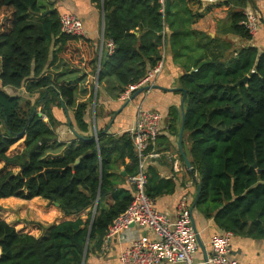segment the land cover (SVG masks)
Listing matches in <instances>:
<instances>
[{
  "label": "trees",
  "instance_id": "obj_1",
  "mask_svg": "<svg viewBox=\"0 0 264 264\" xmlns=\"http://www.w3.org/2000/svg\"><path fill=\"white\" fill-rule=\"evenodd\" d=\"M42 1L0 0V162L5 169L20 168L17 173L0 170V199L40 197L58 203L65 215L90 208L91 212L85 220L47 227L39 224L44 231L39 238L0 220V264H83L90 254L102 250L108 226L133 199L123 186L139 172L130 135L98 132L96 139L87 119L94 93L88 103L76 105L74 87L43 77L50 64L63 57L94 76L101 60L98 80L106 70L123 94L164 59L168 44L178 57L181 41L199 35L176 29V14L162 12L158 0H94L103 8L105 21L99 60L98 41L62 33L61 15ZM47 9L50 12L44 14ZM243 19L244 13L237 16L232 31L248 39V31L239 24ZM108 42L115 46L111 54ZM209 46L205 49L210 58L198 60L193 71L187 65L180 78L187 93L183 148L192 176L200 179L197 206L222 231L264 239V52L244 47L235 57L225 59L207 50ZM245 78V83L237 85ZM32 80L35 84L26 86ZM24 87L28 96L39 90L36 102L8 92ZM56 103L72 111L84 137L64 157L44 160L56 137L52 114ZM178 132L175 128V136ZM23 138L24 150L8 156ZM126 159L131 163L126 164ZM146 174V193L151 199L176 191V181L162 179L152 165ZM104 198L112 201L105 210L99 207Z\"/></svg>",
  "mask_w": 264,
  "mask_h": 264
},
{
  "label": "crops",
  "instance_id": "obj_2",
  "mask_svg": "<svg viewBox=\"0 0 264 264\" xmlns=\"http://www.w3.org/2000/svg\"><path fill=\"white\" fill-rule=\"evenodd\" d=\"M181 1L173 0L172 2L170 0L168 12L176 14L177 18L174 27L183 30L182 32L188 30L199 35L181 41L178 57H174L172 48L168 44L162 60L164 68L155 85L150 90L142 91L127 106H124L126 101L120 100L123 94L120 93L121 86L116 78L105 70L103 71V79L98 80V74L101 70L100 59L104 47L105 21L103 8L98 6L94 0H43L45 7L56 9L60 15L72 13L82 20L86 29V37L98 41L100 60L97 73L93 76L82 68L75 67L62 57L50 64L43 77L54 84L74 87L76 90V105L88 103L91 94L94 93V99L89 103L90 109L87 113V119L91 123V133L96 139L98 132H107L114 136L127 133L135 123L137 107L140 105L146 109L158 111L163 115L160 137L155 145V148L161 151V156L150 160L148 167L152 165L162 179L173 178L177 187L173 194H165L156 198V209L169 218L176 219L180 213V203L184 198L187 199L200 241L199 249L194 258L197 264H202L212 253L209 245L210 239L224 231L216 226L213 217H206L204 212L197 206V183L200 179L197 176L193 177L186 167L178 144L181 128L180 106L183 92L174 89L182 88L180 78L185 73L187 65L193 71L195 66L198 65V60L200 62L210 58L205 49L207 45H210L207 50L210 52L216 51L222 54L225 59L235 57L244 47L256 48L259 52H264V0H224L219 5L200 4L194 2V0ZM49 10L47 9V11ZM165 10L166 5L162 12L168 13ZM246 11L253 13L257 19V31L255 34L249 35L248 39H244L232 31L237 16ZM241 21L239 22L240 25ZM169 34H171L170 31ZM210 42L211 44H209ZM51 58L53 60V56ZM35 82L36 80L29 81L26 86L35 84ZM25 87L17 91L10 89L8 92L36 102L40 95L39 90H36L37 95L28 96ZM41 108L42 105L38 106L37 110L40 112ZM52 114L55 120L54 131L56 137L48 145L44 160L64 157L72 146L80 145L81 139L84 137L77 129L72 111H67L64 106L56 103L52 106ZM43 120L46 123L49 121L44 115ZM175 128H179L176 136L174 134ZM24 141L23 138L12 146L8 151V156L12 157L20 154L25 148ZM125 162L126 164L131 163L129 159H126ZM0 166V170L5 169L3 162H0ZM123 168L124 166L121 165L120 170H123ZM19 169L16 166H7L5 170L17 173ZM122 174H125V172ZM123 186L132 193V188L129 186L127 179ZM9 200L19 205L15 222L12 220L11 211L9 219L2 216H0V219L14 226L18 232H25L37 238L44 235V231L39 227V224L47 227L78 218L85 220L91 212L90 208L77 215H65L59 207L40 197L32 200L13 197L0 199V207ZM111 204L110 198H104L99 202V207L105 210ZM97 207L98 204L95 205L92 213H95ZM7 211L4 209V212ZM140 238L157 240V236L149 228L132 226L120 236L110 240L107 250L90 254L84 264H117L121 252ZM231 255L241 264H264V239L234 235ZM161 264L169 263L163 262Z\"/></svg>",
  "mask_w": 264,
  "mask_h": 264
},
{
  "label": "built area",
  "instance_id": "obj_3",
  "mask_svg": "<svg viewBox=\"0 0 264 264\" xmlns=\"http://www.w3.org/2000/svg\"><path fill=\"white\" fill-rule=\"evenodd\" d=\"M164 11L167 0H158ZM224 0H194L200 4L219 5ZM241 25L245 27L249 35L257 31V19L251 12H244ZM61 32L75 37L86 36V29L82 20L75 14L66 13L60 17ZM108 53L115 50L112 42L107 43ZM164 68L161 60L156 67L137 85L131 86L123 93L121 101H127L143 87L155 85ZM136 91V92H137ZM163 115L158 111L137 107L135 123L127 131L130 135L134 150L139 160V172L127 178L132 188L133 199L125 212L115 218L108 226L105 235L102 252L107 250L108 243L113 238L120 236L132 226L149 228L157 240L140 238L124 249L117 264H197L195 254L199 249L198 231L194 225L192 212L188 207L187 199L184 198L179 205L180 213L176 219L169 218L166 214L156 209L155 200L146 193L148 163L152 159L161 156V151L155 148L160 137ZM3 128L0 122V130ZM176 161V160H174ZM234 233L222 232L214 235L209 242L211 255L202 264H241L231 255V246Z\"/></svg>",
  "mask_w": 264,
  "mask_h": 264
},
{
  "label": "water",
  "instance_id": "obj_4",
  "mask_svg": "<svg viewBox=\"0 0 264 264\" xmlns=\"http://www.w3.org/2000/svg\"><path fill=\"white\" fill-rule=\"evenodd\" d=\"M170 7V0L166 1V12H168ZM49 11H46L44 14H47ZM247 81V78L241 80L237 85H240L242 83H245ZM150 87H143L141 89H139L137 92H135L130 99H128L125 103L124 106H127L136 96H138L142 91L148 90ZM174 90H178V91H182L183 92V97H182V101H181V106H180V113H181V128H180V132H179V138H178V144H179V149L181 151V155L184 159L185 165L188 168V170L190 171V173H193V168L192 165L187 157V155L184 152L183 149V136H184V126H185V107H184V103L187 97V93L183 88H178V89H174ZM37 147L35 149H33L30 153L29 156H31L35 151H36ZM254 167H257L256 165ZM55 206L59 207L58 203H54ZM198 243L200 244L199 241V237H198ZM1 255H2V250L0 248V259H1ZM84 264V263H83Z\"/></svg>",
  "mask_w": 264,
  "mask_h": 264
},
{
  "label": "rangeland",
  "instance_id": "obj_5",
  "mask_svg": "<svg viewBox=\"0 0 264 264\" xmlns=\"http://www.w3.org/2000/svg\"><path fill=\"white\" fill-rule=\"evenodd\" d=\"M7 171H9V170H7ZM18 206L19 205L16 202H13L12 200H9V201L5 202V204L0 207V216H2V217H8V219H9L10 218L9 215H10V211H11V214L13 216V219L12 220H14V222H15L16 216L18 215L17 214V208H18ZM4 209L5 210H8V211L7 212H4ZM10 223H11V221H10Z\"/></svg>",
  "mask_w": 264,
  "mask_h": 264
}]
</instances>
